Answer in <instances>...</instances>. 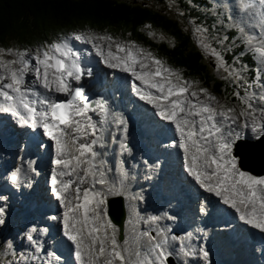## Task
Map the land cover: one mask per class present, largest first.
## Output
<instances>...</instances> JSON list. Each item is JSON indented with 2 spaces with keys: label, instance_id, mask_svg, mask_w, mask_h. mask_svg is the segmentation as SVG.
<instances>
[{
  "label": "snow or ice",
  "instance_id": "6c2138e0",
  "mask_svg": "<svg viewBox=\"0 0 264 264\" xmlns=\"http://www.w3.org/2000/svg\"><path fill=\"white\" fill-rule=\"evenodd\" d=\"M241 6L244 10L253 8L259 26L264 29V0H258V6L254 0H241ZM202 31L197 29V32ZM70 39L91 43L95 55L107 67L130 73L139 81V85H133L139 98L152 104L162 119L174 123L188 173L201 187L235 209L242 221L264 231V177L250 175L238 167L233 148L242 133L232 127H250L258 136L264 135V106H257V101L264 105V85L259 83V70L252 83L238 72H229V76H234L236 81L243 80L246 85L243 96L234 93L242 105L237 110L220 103L207 89H194V82L185 80L152 52L131 42L114 40L109 35L73 34L45 44L35 52L0 48V110L19 116L24 124L41 127L54 142V163L58 172L52 176V190L65 208L64 234L75 245L79 264H166L172 252L168 251L166 231L158 229L156 236L148 231L140 232L121 244L116 226L107 219L106 193L95 188L97 184L108 183L102 170L103 161L95 150V145L102 140V135L98 134L101 129L89 113L98 110L107 118L108 108L102 99L90 101L82 86L74 87L73 82L79 84L85 76L91 77L93 70L82 65L81 52L74 49ZM255 40L248 37L247 42L252 45ZM201 46L210 48L203 39ZM211 51L223 66L219 53L215 49ZM253 51L264 64V40L254 46ZM5 54L15 58L5 60ZM30 73L34 80L28 83L26 77ZM254 87L262 89L259 96L251 91ZM57 95L66 99H57ZM121 148L129 151L126 143H121ZM19 172L18 168L12 174L13 181H17ZM122 174L127 176V173ZM111 191L109 187L108 192ZM160 219L152 216L145 223ZM28 239L32 240L31 234ZM180 239V252L186 257L195 256L196 250L183 244V240L191 239V234ZM171 240L177 237L172 236ZM8 247L11 248L10 243ZM201 252L207 260L208 252L203 249ZM22 259L26 262L28 257ZM32 259L38 257L34 255Z\"/></svg>",
  "mask_w": 264,
  "mask_h": 264
},
{
  "label": "rangeland",
  "instance_id": "374dc122",
  "mask_svg": "<svg viewBox=\"0 0 264 264\" xmlns=\"http://www.w3.org/2000/svg\"><path fill=\"white\" fill-rule=\"evenodd\" d=\"M183 1H184V3H187V6L190 7L191 9H197V12L203 16L200 22H198L196 19H191V18H190V22L187 21L188 18L186 16L185 11L181 7V4L178 3L179 0H166L164 5H161V3L156 2V6L158 8L164 7L165 11L167 13H172L173 16L175 15L177 18H180L183 20L181 22L182 23L184 22L187 29H189V31L191 32L194 43L200 49V51L204 54V56L206 58L205 63L210 66L211 73H212L214 79H221V80L226 81L228 84H234L236 81L235 77L229 76V72H238L240 74V76H242L244 78V80H247L249 83L250 82L252 83L256 80L257 72L259 70V73L261 76L259 83L264 85V64L261 63L260 59L258 58V55H256L257 53H255L254 51L252 53H249L250 55L248 56V52L250 50H253V47L255 45H258L260 41L264 40V34H262V33H264V29H262L259 26L258 18L254 17V15L251 13V11L248 12V10H244V9L242 11H240V9H242V6L238 0H206L207 5L202 6V7L199 4H196V2L194 3V1H192V0H183ZM229 4L231 7L229 6ZM185 10H186V12L190 13L189 10H187V9H185ZM216 10H217V12H215ZM192 21L195 23H193ZM241 28L244 29L243 32L240 31ZM197 29H201L203 31L197 32ZM228 32L231 33V35H233V39L231 41L226 42L227 39H226L225 35ZM81 33H86L89 35H93V34L100 35V34L93 33V32H81ZM256 33L259 34V37H258V34H256ZM78 34H80V33H78ZM220 34H222V35H220ZM101 35H106V34L102 33ZM148 35L153 42H162V41L166 40L163 36H161L158 33L149 32ZM109 36H112L114 40H119L121 42L134 43V44L138 45L140 48H143L147 51L152 52L149 48L144 47L141 44H137V43L133 42L131 39H125V37H123L122 35H115V36L109 35ZM70 37H72V35H70L67 38H70ZM248 37H255L256 38L254 44L250 45L247 42ZM65 38H63V39H65ZM201 39H203L206 44L210 45V48L206 49L205 47H202L201 46ZM73 42H75V43L79 42L81 45H83L86 53L95 54V51L92 49L91 43H84L82 41L70 39V43L72 44ZM101 43H105V42H101ZM105 46H106V43H105ZM236 47L239 48L240 53H239L238 57L235 58L234 55H235V52L237 51ZM19 48L20 47L15 46L13 48V50L24 51V50L19 49ZM36 49L37 48L32 49L31 51L35 52ZM211 49H215V51L217 53H219L220 57H222L223 66L220 65V61L217 59V57L212 54ZM232 49H234V51H232ZM113 50H115L114 46H113ZM231 51L233 52L232 54H230ZM84 56H85V54H83V57ZM96 57L100 59V63L103 65V67L109 68L102 62L100 57H98V56H96ZM3 58L5 60H8V59H14L15 57L13 55H10V54H5L3 56ZM248 60L250 61V63L248 62ZM87 62H89V59H87ZM252 62H254V64L256 65L257 68L254 70L253 74L251 75L250 74L251 71H249L246 68V66L247 65L253 66ZM33 63H34V61H33ZM225 68H227L228 71H225ZM109 69H111V68H109ZM181 75L183 77V74H181ZM187 81H190V80H187ZM190 82H193V81H190ZM239 82L240 81H236V84H238ZM241 82H243V81L241 80ZM240 85L241 86L239 87V90H240L239 93L243 96L244 95V87H246V85H244L243 83H240ZM193 88L194 89H198V88L207 89L213 96H215L219 100L220 103L225 104V105L230 106V107H235L237 110H239L242 107L239 100H237L236 102H232L229 100V96H225L224 94L215 93L210 87L205 86L203 82H199V83L194 82ZM229 88L231 89V87H229ZM251 91L256 92L257 96H259L262 89L259 87H254L253 89H251ZM236 92H238V91H236ZM258 104H260L259 101H257V106H258ZM262 106H264V105H262ZM150 107L153 108L152 105H150ZM157 117L159 119H161L158 114H157ZM240 119H241V121H243L244 118L241 117ZM233 129H235L236 132L242 133V138L240 140H237V142H241L240 144H244L245 149H247L249 151L257 148L255 146L256 141L261 139L263 136V135L258 136L257 134L253 133L250 127L240 128V127L236 126L234 128V126H233ZM134 131H136V130H134ZM255 138H258V139H255ZM116 141H117V143H122L123 140L118 138V139H116ZM135 142L136 141H134L132 143L134 144ZM261 142H263V141L261 140ZM117 143H116L115 147H113L112 149L117 148ZM155 143L157 145H160V142H158V141H155ZM257 143H259V142H257ZM105 144H106V142H105ZM238 146H240L239 143H237L234 146V148H233L234 152H236L235 149H237ZM177 150H180V149L177 148ZM140 152H142V150ZM138 153H139V150L138 151L136 150V155ZM242 153L244 154L247 152H242ZM125 155H126V152L123 154L122 158H124ZM174 155H175L174 157H179L180 159H182V162L179 161V165L183 169V157H185V155L182 152L177 154V151L174 152ZM122 158L120 156H117V158H116L117 162H116V165L112 171L108 167L102 168V170L105 172V178H106L108 183L106 185L107 186L106 190H104L102 187L101 188L103 189L102 192H104V193L107 192L108 194H112L111 192L114 189H117V190L113 191L114 194H112L111 197L112 196H122V198L124 199L123 204L125 206V213H126L125 222H124L125 239L131 240V239H133V237L135 235H137L140 232H144V231L151 232V234L153 236H156L158 229L166 231L168 236H169L168 251L172 252V255L169 256L170 261H172L170 264H261L258 261L257 256H256L255 250H257V247L255 246V250L253 249V251H252L250 249L249 243L245 242L247 240H248V242L251 240H255L257 242V244H259L260 239H257L251 235L248 236V239H246V238L244 239V237L240 236L238 231H237L236 235L238 236V241H237L238 246L235 245L234 244L235 241L233 240L234 237L232 236L234 225L236 224L238 226L237 229H239V224H238L239 221H240V224L242 226H248L250 228V225H248V224H246V222L242 221L239 217V213H237L236 210L233 209L230 205L224 203L223 199L221 197H217L214 193L206 191L209 197H211L213 195V197L216 198L217 204L219 205L218 206L219 208H216V207L214 208L213 211H216L214 213V215L212 214V212H213L211 210L212 207H205L204 208V206H208V203H210L211 201H208V203H207L201 197L194 199V201H197V204H196L197 206L195 205L196 206V210H195L196 214L197 215L201 214L202 209L204 208V212H203L204 216H202V217H205V219L202 222H199L201 219L197 218V215L195 216L196 217L195 220H192V218L190 217L191 214L188 215L190 223H192V225H193V223L195 222V225H196L195 226L196 229L194 228V230H191L190 233L187 232L188 229H186V228H184V229L182 228L183 229L182 232L180 230H178V228L182 227L180 225L184 224L185 221L182 220L183 223L179 222L180 224L179 223L173 224V222H171V220H169L167 217L168 216H174L175 217L174 221L178 220L179 216H180V212H183L186 210L187 207L188 208L190 207L189 203H191V201H192L191 199H188L186 201V205L183 204L182 210L178 211V213H176L177 207H175V209H171V210L169 208V210H167V211L165 209L164 210L165 215L164 214L161 216L159 214L152 215V216L161 217V219L159 221H156L155 223H153L151 221H149L148 223H145V221H147L149 219V217H152L151 214L156 212V211H153L154 209H151V211H150L151 214L146 216L145 213L148 212L150 209H149V207L146 206L147 204H146V200H145L144 196L146 195V193L149 195V193L147 191H145L143 193V191H141L140 186H136V184H134V179L131 180L132 183H131V181L128 182V180L125 179V176H123V174H122V173H124V168H123L124 166H122L119 163L120 159H122ZM236 159L238 162L240 160L239 156H236ZM241 161L244 162L245 160L241 159ZM263 161H264V159H263ZM167 163H169V162H167ZM165 164L166 163H162V164L156 163L155 164L153 162L150 165L140 166L138 169L139 170L138 174L143 175L147 172V170H149L152 167L155 168L154 172L157 174L159 172V170L162 168V166ZM173 164L175 166V163H173ZM1 169H2V171H4V169L6 170L7 169L6 165H5V167L3 165L1 167ZM1 169H0V171H1ZM140 169H141V173H140ZM134 171H135V169L132 172H134ZM245 172H247V171H245ZM181 173H184V172L181 171L179 174H181ZM247 173L250 174L249 172H247ZM250 175H252V174H250ZM111 176H112L113 181L111 179ZM136 176H137V174H136ZM7 177H8V175H7ZM156 177H157V179L159 178V176H156ZM185 177H181V178L179 177V179L177 181L176 180L175 181L179 182V183L180 182L183 183V180L185 179ZM256 177H264V176H256ZM123 180L125 181L124 184H122ZM142 183H143V178L140 179L139 184H142ZM149 183H150V185H154V192L156 193L155 198L158 199L159 195L156 192L157 191L156 187H157V185H159V182L157 181L156 184H153L152 179H150V181L146 184H149ZM2 184H4V183H2ZM196 184L202 190L199 189ZM196 184L192 179V182L189 183L188 185L192 187L193 191H197L196 193H200L201 191L205 192V190H204L205 188L201 187L197 182H196ZM85 186H87V185H85ZM99 186L100 185L97 184V185H95V188L98 190ZM183 186H185V185H183ZM2 187L4 190L5 189L7 191L9 190V193H8L9 195L11 194L10 189L14 190V186H10V185L8 186V184H7V186L2 185ZM109 187L113 188V190L111 192H108ZM34 190L35 191L33 192L32 196H34V195L37 196V198H35V200L39 201V198L42 196H43L44 200L48 199L47 194L45 192L43 193L40 190H37L36 187L34 188ZM182 190H184V188H182ZM115 192H117V193H115ZM47 193H48V190H47ZM188 194L190 196V193L187 191V195ZM189 196H186V197H189ZM150 197L151 196H149L148 201H149L150 205L152 204L154 208H157L155 210L160 209L161 205L164 204V201H161L160 204L154 203L155 201L152 199L150 200ZM190 197L193 198L192 196H190ZM213 197H211V199ZM5 198H8V197H5ZM5 198H3L2 201ZM203 198L205 199V197H203ZM176 201L178 202V204H179V202H181L179 198H175V197H172L169 200L170 204L175 202V205L177 204ZM220 202H222L221 204L225 207H222ZM167 205H169V204H167ZM14 206L15 205H13V203H12L10 205V209H11V211L14 210V212H15L16 209L14 208ZM104 207L106 208V202H105ZM221 208H222V210H221ZM230 209H231V211H230ZM9 212H10V210H9ZM30 212H31V210H30ZM228 214L230 215V218L227 219ZM1 215H2V213H0V216ZM7 215H10L9 216L10 218H8ZM182 215H184V213H182ZM212 216H215V217L212 218ZM223 216H225V217H223ZM0 219L3 220V223L0 224V264H25V260L22 259V257H27V256L24 254V252L30 254L32 252V250L36 251V249H34L32 244L29 243V241L27 240V237L29 235V229H24V224H21V221L18 220V215L15 216V215H12L10 213H4L0 217ZM229 219H231V220H229ZM167 220L169 222H167ZM213 220H216L217 222H219V224H221L220 225L221 227L217 226L219 228L216 229L215 228L216 222H214ZM196 222H197V224H196ZM54 225H56L54 227L56 230H58L57 226H59V231L60 232L64 231L62 219L59 221H55ZM229 226H233L232 230H230ZM214 228L216 229L215 231H213ZM222 229L224 232L225 242H227V243L231 242V244L228 243L230 248L224 247V245L226 243L224 245H222L220 243H216L215 240L213 239L214 236H216L215 232L219 230L221 233ZM24 230H26L27 232H24ZM253 232L255 233V231H253ZM24 233H26L27 235H24ZM220 233L218 234V237H217L218 241H219ZM261 233L264 234V231H261ZM189 234H191V239L183 240V244L186 248L195 249L197 254L195 256H187L186 257L180 252V248H181V239L180 238L187 237ZM61 235H63V234L61 233ZM65 236L66 235L64 234L63 237H65ZM172 236H176L177 240L172 241L171 240ZM63 237L59 236L58 238H60V240H61V239H63ZM240 237H243L244 243L246 244V247H243L242 240ZM34 239L37 242L35 237H34ZM125 239H123L120 243L123 244ZM55 241H57V239H55L51 243H54ZM9 243L11 244V248L8 247ZM25 243H27V244H25ZM28 246H29V248H27ZM69 246L72 249L71 250L72 255L75 256V245L73 243H69ZM64 247H65V243L62 244V247H61L62 250L64 249ZM238 247L241 248V251H240V248H238ZM57 248L59 249L58 245H57ZM242 248H244V249H242ZM43 249H44V247H43ZM43 249H42V251H43ZM201 249L208 252L207 260H205L203 258V254L201 252ZM21 251H22V253H21ZM42 251L40 250L39 252L41 253ZM46 252L47 251L45 250V253ZM46 256L48 257L49 261L52 264H53V262H54V264L60 263V262L58 263L57 260L53 261L52 259H50L49 256L47 255V253L44 255V257H46ZM27 260L29 261V259H27ZM38 260L39 259H37L35 261L33 260V261L37 262ZM45 263H47V262H45ZM51 263H48V264H51ZM28 264H31V263H28ZM70 264H79V262L77 261V259L75 257V261L70 262ZM166 264H168L167 260H166Z\"/></svg>",
  "mask_w": 264,
  "mask_h": 264
},
{
  "label": "trees",
  "instance_id": "16d2710c",
  "mask_svg": "<svg viewBox=\"0 0 264 264\" xmlns=\"http://www.w3.org/2000/svg\"><path fill=\"white\" fill-rule=\"evenodd\" d=\"M192 1L207 5L203 0ZM156 2L164 5L166 0H0V48L18 46L32 50L81 32L122 35L149 48L157 58L183 74L185 80L203 82L215 93L236 102L234 93L240 92L241 81L230 85L214 79L183 20L167 13L164 7L158 8ZM178 3L188 22L190 18L201 21L203 16L197 9H191L183 0ZM149 32L158 33L166 40L153 42ZM232 37L227 34L226 42Z\"/></svg>",
  "mask_w": 264,
  "mask_h": 264
},
{
  "label": "bare ground",
  "instance_id": "6f19581e",
  "mask_svg": "<svg viewBox=\"0 0 264 264\" xmlns=\"http://www.w3.org/2000/svg\"><path fill=\"white\" fill-rule=\"evenodd\" d=\"M240 3H241V0H238ZM254 2H255V4L258 6V0H254ZM243 10V8L242 9H240V11H242ZM248 10V12L249 11H251V13L254 15V17H256V15H255V10L253 9V8H249V9H247ZM92 56H94V55H92ZM82 58H83V62H86V63H88L89 65H92V63H90V62H87V59H89V58H87L86 57V55L83 57V53H82ZM98 66L99 67H103V65L100 63V62H98ZM105 68V67H104ZM109 69V68H108ZM111 71H118V72H120V70H117V69H113V70H111ZM122 72V71H121ZM125 75H129V73H124ZM26 80H27V82L28 83H31L32 82V80H34V76L32 77V76H27L26 77ZM74 84V83H73ZM135 84L136 85H139L140 84V82L139 81H136L135 80ZM128 86V88H129V84L127 85ZM38 91H41V92H43L44 90L43 89H37ZM129 95H131V92H127V94H125L124 96H123V98H127ZM145 101V100H144ZM148 103H146V104H144V103H142L141 101H139V100H135V98L133 97V98H131L129 101H127V103L123 106V108H124V112H123V115L121 116V114H113L112 113V108L110 107V106H107V108H108V115H107V118H104V117H102L100 114H99V112H98V110H97V112H90L89 113V115H91L92 116V119L94 120V119H97V124H98V126L100 127V129H101V133H103V136H102V139L104 140V141H106V144H104V147H106V149H109V148H113V147H115V145H116V143H117V141H116V139H121V140H123L124 139V137L126 136V137H128V139H129V141H130V143H132V142H134V141H136V140H138V139H140L141 140V143L143 144V145H145L146 147H148V146H150L151 147V149H152V151H153V155H157V154H159V153H161V149H163V147H162V145H161V142L159 141V137H160V134H158V132H157V130L156 129H159V128H161V126L163 125V123H168V121H165L164 119V122L163 121H161V119H159L158 117H157V110H155V109H153V108H151L150 107V105L151 104H148ZM132 112V114L131 115H134V117H135V120L134 121H131L130 119H125L124 118V114H126V113H128V112ZM10 112H6V111H2V110H0V118L1 119H3L5 122H4V124H6V125H11L12 127H14L15 129H18L17 127H16V124H14V123H11V120L9 119V117H8V114H9ZM21 120V119H20ZM124 121V123H120V121ZM123 124H124V128L122 129V130H120V131H116L117 129V126H120V127H118V128H120L121 129V126H123ZM136 124H137V126H136ZM170 126H171V132H172V136H174L175 134H177V131H176V128H175V125H174V123H171L170 124ZM234 126V128L236 127V125H232V127ZM139 129H138V128ZM134 130H136V131H134ZM162 133V132H161ZM5 134H7V132L5 131ZM4 135V134H3ZM111 136H115V142H112L111 141ZM159 136V137H158ZM91 138V137H90ZM155 141H158V142H160V145H157L156 143H155ZM135 144V143H134ZM143 146L141 145V146H139L138 148H137V151L139 150V152L142 150L141 148H142ZM256 147L257 148H260L261 146H260V144H257L256 145ZM161 148V149H160ZM242 147H239V148H237V149H235L236 151L237 150H242L241 149ZM13 150H15V149H13ZM113 150V149H112ZM177 151V154L178 153H180L179 152V150H176ZM182 152V151H181ZM258 152V151H257ZM237 153H238V151H237ZM135 156H136V154H135ZM175 155H174V150L172 151V153L171 154H168L167 156H166V160L170 163L171 162V160H172V158L174 157ZM238 156H241L242 157V155H238ZM14 157V156H13ZM244 157V156H243ZM1 158H4L3 160H0V163H2L7 157H6V154H4L2 151H1V147H0V159ZM148 159V158H147ZM244 160H245V162H244V164H243V166L245 167V168H247V169H250V170H252L253 172H259V171H261V170H263L264 169V161H262L260 158H258V159H256V160H254V159H252L251 157L250 158H247V157H245V158H243ZM145 161V160H144ZM182 162V161H181ZM18 163H19V161H18ZM155 163V162H154ZM159 163H161L162 164V162H159ZM173 163H175V166L171 169V168H168L166 165H163L162 166V168L159 170V172L156 174L154 171H155V168H150L149 170H147V172L145 173V174H143V175H140V174H138V172H135V173H132L133 175H135L136 176V174H137V176L136 177H134L133 179H134V184H136V186H140V188H141V191H143V193L145 192V191H147V192H149L150 194L148 195L147 193H146V195L144 196L145 197V200H146V206L147 207H149L150 208V210L148 211V212H146L145 214H146V216H148V215H150L151 214V209H153V205L151 204L150 205V203H149V196H151V195H153V193H154V191H153V188H154V185H150V183L149 184H146V183H148L149 181H150V179H152V183L153 184H156L157 183V181L158 182H162L163 183V186H162V188H160V192H163L164 190H165V192H168V191H166V189L168 188V187H170L171 186V184L172 183H176V186L177 185H181L182 183L180 182H176L178 179H179V177L181 178V177H185V179H188L189 178V176L187 175V174H184V173H181V174H179V168H178V166H180L179 165V160H178V158L176 159V161H174ZM156 164V163H155ZM178 164V165H177ZM141 166H142V164H141ZM164 168L166 169V171L165 172H163V170H164ZM20 169V172H19V177H18V179H17V183H21V178H25V177H27L28 175H33V171H32V169H24V168H19ZM142 169V168H141ZM141 169H140V173H141ZM143 170V169H142ZM7 171V169L5 170L4 169V171H0V198H5V197H9L10 195L8 194L9 193V190L7 191L6 189L4 190L3 189V187H2V185H4V186H7V182H6V179H7V175H8V173L6 172ZM165 173V174H164ZM169 173V174H168ZM156 176H159V178L157 179V177ZM143 178V183L142 184H139V182H140V179H142ZM132 179H129V181H131ZM176 180V181H175ZM128 181V182H129ZM190 183L192 182V179H190V181H189ZM2 183H4V184H2ZM6 183V184H5ZM131 183H132V181H131ZM189 184V183H188ZM8 186H9V184H8ZM44 186V187H43ZM35 187H36V189L37 190H40L41 192H45L46 194H47V198L48 199H46V200H44V198H43V196L42 197H40L39 198V201L40 202H42V201H44V202H47L51 207H53L54 205H55V203L53 202V200H52V198H51V196L49 195V193H47V187H46V185H45V183L43 182V178L42 177H40L39 179H38V182L36 183V185H35ZM104 190H106L107 189V186L106 185H104V186H101ZM175 189H176V187H175ZM184 189H185V187H184ZM113 190V189H112ZM115 190H117V189H114L113 191H115ZM35 191V190H34ZM113 191L111 192V193H113ZM188 191V190H187ZM189 193H190V196H192L193 197V199H196V198H202L205 202H207L208 203V201H211L210 203H208V206H204V208L205 207H212L211 208V210L213 211L214 210V207H216V208H219L218 206V204L217 205H215L216 203H217V201H216V198H214L213 197V195L211 196V197H213L212 199H211V197H209L208 196V194H207V192L205 191V192H200V193H196L197 191H193V193L192 192H190V191H188ZM115 193H117V192H115ZM119 193V192H118ZM109 195V194H108ZM187 196H189V194L187 195ZM189 196V197H190ZM208 196V197H207ZM203 197H205V199L203 198ZM33 198L35 199V198H37V196H33ZM191 198V197H190ZM207 198V199H206ZM38 201V200H37ZM187 201V200H186ZM214 201V202H213ZM11 202V201H10ZM172 202V201H171ZM156 203L157 204H159V200H156ZM222 202H220V204H221ZM169 205H167L168 207H170V202L168 203ZM172 204V208L173 207H175V202L174 203H171ZM190 204V207L188 208H186V210L185 211H183V212H180V216H179V219L180 218H182L183 219V221H185L184 222V224H182V225H180V226H182L181 228H178V230H180V231H183V229L185 228V225L187 224V227L190 229V230H194V228H195V222L193 223V225H192V223H190V221H189V218H188V215H190V217L192 218V220H195V216L197 215L196 214V212H195V210H196V204H197V201H194V200H192L191 201V203H189ZM8 205V204H7ZM196 205V206H195ZM221 206L222 207H225V206H223L222 204H221ZM9 208V210H10V212H11V209H10V207H8ZM49 209H51V210H53L52 208H50V207H48ZM204 208H203V211L201 212V214H198L197 215V218H199V219H201L199 222H202L204 219H205V217H202V216H204V214H203V212H204ZM7 209V208H6ZM193 210V211H192ZM221 210H222V208H221ZM154 211V210H153ZM230 211H231V209H230ZM216 211H213L212 212V214L214 215V213H215ZM33 213V212H32ZM182 213H184V215H182ZM12 215H15V216H17V213L16 214H12ZM236 215V214H235ZM216 216V215H215ZM215 216H212V218H214ZM171 217V220H174L175 219V217L174 216H170ZM8 218H10V217H8ZM228 218H230V217H228ZM210 219V218H209ZM164 220V219H163ZM211 220V219H210ZM223 220V219H222ZM229 220H231V219H229ZM212 221V220H211ZM214 222H216V226H215V228L217 229V228H219V227H217V226H220L221 224H219V222H217L216 220H213ZM167 222H169L168 220H167ZM237 223V222H236ZM180 224V223H179ZM196 224H197V222H196ZM199 224V223H198ZM238 224H239V229H237L238 228V226L237 225H235V229H234V232H233V240L235 241V245H237L238 246V243H237V241H238V236L236 235V232L238 231V233H239V235L240 236H243L244 237V239L246 238V239H248V236L249 235H251V236H255V235H261L262 233H261V231L259 230V229H257V228H254L253 226H251L250 225V228L248 227V226H242L241 224H240V221L238 222ZM247 224V223H246ZM249 225V224H248ZM55 226H53V228H54ZM221 227V226H220ZM231 227H233V226H229V228L230 229H232ZM183 228V229H182ZM213 229V231H215L216 229ZM55 229V228H54ZM196 229V228H195ZM198 229V228H197ZM212 229V228H211ZM253 231H255V233L253 232ZM24 232H27L26 230H24ZM220 233V231L218 230V231H216L215 232V234H216V236H214V240H215V242L216 243H220V244H222V245H224L225 243V245H224V247L226 248H230L229 247V245H228V243H230L231 244V242H225V238H224V232H223V229H222V232L220 233V235H219V241L217 240V237H218V234ZM24 235H27L26 233H24ZM263 235V234H262ZM62 237H63V235H61ZM200 236V235H199ZM66 237V236H65ZM65 237H63V239H61L60 241H59V244H58V246H59V250H61L65 255H66V259L64 260V263L65 264H70V262H73V261H75V256H73L72 255V253H71V248H70V246H69V243H71L69 240H67V238H65ZM243 237H240L241 238V240H242V245H243V247H246V244L244 243V239H243ZM252 237V238H253ZM36 238V237H35ZM124 239H125V235H124ZM36 240H37V238H36ZM38 241V240H37ZM45 241H46V239H45ZM214 242V241H213ZM246 243H249V246H250V249L253 251V249L255 250V246H256V242H255V240H251V241H249L248 242V240L247 241H245ZM28 243V242H27ZM27 243H25V244H27ZM30 243V242H29ZM65 243V247H64V249L62 250V244H64ZM237 243V244H236ZM51 244H53V243H50V245ZM27 248H29V246L27 247ZM238 248H240V247H238ZM242 249H244V248H242ZM45 250H46V248H44L43 249V251L40 253V252H37V251H34V250H32V252L29 254V253H26V252H24V254L28 257V259H29V261L27 260L26 262H25V264H28V263H31V264H48V263H45V262H48L49 261V259H48V257L46 256V257H43L42 259L40 258V255L43 253L44 255L47 253H45ZM248 250V249H247ZM240 251H241V248H240ZM239 251V252H240ZM256 251V250H255ZM234 254V253H233ZM37 256L38 257V261L37 262H34L33 260L34 259H32V256ZM253 255V254H252ZM235 257V256H234ZM238 258V257H237ZM232 260V259H231ZM180 261V260H179ZM57 263V262H56ZM58 263H59V261H58ZM52 264V263H51ZM53 264H54V262H53Z\"/></svg>",
  "mask_w": 264,
  "mask_h": 264
},
{
  "label": "water",
  "instance_id": "95a60500",
  "mask_svg": "<svg viewBox=\"0 0 264 264\" xmlns=\"http://www.w3.org/2000/svg\"><path fill=\"white\" fill-rule=\"evenodd\" d=\"M261 140L263 142H261ZM257 142H259V143H257ZM237 143H239V145H240V146H238V148L242 147L241 148L242 150H237L238 153L235 150L236 156L242 155V157L239 156L241 170H243V171L245 170L254 176H264V169L259 171V172H253L252 170L247 169L243 166L245 161L244 162L241 161V159H243L245 157H247V158L251 157L254 160L260 158L263 161V159H264V136H262L261 139L256 141V145L260 144L261 147L253 149L251 151L245 149L244 144H240L241 142H237ZM242 152H247V153L243 154ZM107 216H108L109 220L111 221V223L117 227V229H118V240L122 241L124 239L125 210H124V206L122 203V199L120 197L119 198H113L107 202Z\"/></svg>",
  "mask_w": 264,
  "mask_h": 264
},
{
  "label": "clouds",
  "instance_id": "9594fccd",
  "mask_svg": "<svg viewBox=\"0 0 264 264\" xmlns=\"http://www.w3.org/2000/svg\"><path fill=\"white\" fill-rule=\"evenodd\" d=\"M227 34H231V33H229V32L226 33V35H225V36H226V39H227ZM220 35H222V34H220ZM232 36H233V35H232ZM231 39H233V37H232ZM229 41H230V40H229ZM256 46H258V45H256ZM256 55H257V54H256ZM236 100H237V99H236Z\"/></svg>",
  "mask_w": 264,
  "mask_h": 264
}]
</instances>
